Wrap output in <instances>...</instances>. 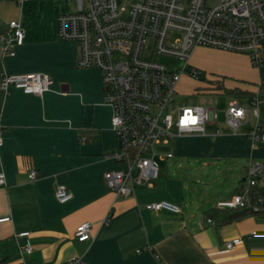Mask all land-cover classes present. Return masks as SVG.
Instances as JSON below:
<instances>
[{
	"label": "crops",
	"instance_id": "crops-1",
	"mask_svg": "<svg viewBox=\"0 0 264 264\" xmlns=\"http://www.w3.org/2000/svg\"><path fill=\"white\" fill-rule=\"evenodd\" d=\"M62 1H0V35L10 20L24 32L12 55L0 49V74L39 72L51 78L41 95L11 86L6 93L0 90V217H8L0 222V264H19L18 245L26 242L31 252L24 264H68L72 257L82 264H155L156 258L161 264H264V223L251 214L227 220L230 211L215 207L236 192L249 162L264 160V143L246 136L255 123L264 131V100L259 117L248 115L235 129L214 110L216 117L204 124L203 134L170 137L166 159L190 162L202 189L186 188L165 171L159 173L157 164L149 185L117 196L103 173L125 165L104 157L118 142L111 109L103 101L101 72L95 66L79 68L78 43L58 37V15L67 12ZM220 53L225 60L211 78L247 92L236 98L230 94V101L246 99L248 108L250 97L264 88V39L257 66L245 54ZM30 170L36 172L34 179L28 178ZM58 184L71 194L64 203L54 198ZM159 200L178 205L179 214L143 207ZM84 221L91 224L90 238L79 242L73 230ZM252 232L258 236L251 238ZM233 238L240 241L224 249Z\"/></svg>",
	"mask_w": 264,
	"mask_h": 264
},
{
	"label": "built area",
	"instance_id": "built-area-1",
	"mask_svg": "<svg viewBox=\"0 0 264 264\" xmlns=\"http://www.w3.org/2000/svg\"><path fill=\"white\" fill-rule=\"evenodd\" d=\"M1 1V0H0ZM16 4L23 0H8ZM74 11L58 15V37L78 43L77 66L97 67L101 72L103 101L111 109L110 125L118 147L104 154L123 163V170L108 169L103 173L107 188L117 196H129L133 189L149 185L157 176L158 160L171 156L157 152L156 146L167 143L166 137L203 134L204 124L216 117L206 106H180L174 95L180 77L200 73L188 63L196 48H213L245 54L253 66L260 63L259 43L264 39V0H74ZM23 29L16 20L7 22L0 35L2 55H12L13 46L20 45ZM155 56L183 61L180 68H170ZM51 78L39 72L0 74V90L19 88L24 93L41 95L47 91ZM264 93L250 97L249 107L228 102L223 111L224 122L235 129L246 117H259L258 105ZM250 142H264V131L255 123L247 132ZM165 137L163 140L160 138ZM243 181L227 200L216 202L218 209H248L257 212L263 196L254 186H261L264 164L249 162L243 171ZM36 172L30 170L28 178ZM0 171V185L3 184ZM54 198L64 203L71 198L64 185L54 188ZM149 211H164L171 215L180 212L178 205L166 200L143 205ZM8 217H0V222ZM105 222V220L103 221ZM213 225L214 220L206 218ZM91 224H77L73 237L79 241L90 238ZM19 232L17 236H26ZM256 232L251 238H256ZM239 238L224 243L232 249ZM31 252L28 242L18 245L19 264ZM68 264H82L72 257ZM155 264H161L157 261Z\"/></svg>",
	"mask_w": 264,
	"mask_h": 264
},
{
	"label": "rangeland",
	"instance_id": "rangeland-1",
	"mask_svg": "<svg viewBox=\"0 0 264 264\" xmlns=\"http://www.w3.org/2000/svg\"><path fill=\"white\" fill-rule=\"evenodd\" d=\"M62 6L66 11H74L75 2L74 0H63ZM201 48L204 50L200 48L194 49L188 59L190 66L195 68L200 73V76L191 77L187 74H183L180 77L177 92L174 95V103L180 106L201 105L210 107L220 115L232 97L230 94L223 92V87L227 88V81L223 79L222 81L212 79L211 74L216 65L219 64V61L225 60V58L222 56L223 54L220 53L221 50L217 51V49L213 48ZM155 57L166 63L170 68H180L183 64V61L175 58L166 56ZM212 66L213 68H211ZM217 82L223 87H217ZM214 86H216L215 89L213 88ZM233 98H236V96H233ZM236 101L243 106L247 104L246 99H236ZM164 138L165 137H162L160 140ZM166 139H168V144L159 147L156 146L155 150L157 152H164L169 149L171 140L170 137H166ZM155 161L158 164L159 173L165 171L169 177L181 180L186 188L187 186H197L200 189L203 188L204 185L202 183L198 184L196 182L197 179H200L198 171H194L193 167L190 166V162L186 161L184 158L173 157L165 161H160L155 157ZM252 162L259 161L255 160ZM259 163L264 164V160ZM261 182L264 184V178Z\"/></svg>",
	"mask_w": 264,
	"mask_h": 264
},
{
	"label": "trees",
	"instance_id": "trees-1",
	"mask_svg": "<svg viewBox=\"0 0 264 264\" xmlns=\"http://www.w3.org/2000/svg\"><path fill=\"white\" fill-rule=\"evenodd\" d=\"M217 87H223L222 85H220V83H216ZM214 86L213 88L215 89ZM223 92L224 93H227V94H231V95H234V96H237V97H240V96H246V94H248L247 92H243V91H240V90H237V89H228V88H225L223 87ZM264 93V88L260 89V94ZM258 192L260 195L263 196V202L262 204L260 205V209L257 211V212H252L248 209H225L227 211H230L227 216H226V219H231V220H234V219H239L241 218L242 216L246 215V214H251V215H254L256 217V219H258L260 222L264 223V188L262 186H254L251 188V192Z\"/></svg>",
	"mask_w": 264,
	"mask_h": 264
},
{
	"label": "water",
	"instance_id": "water-1",
	"mask_svg": "<svg viewBox=\"0 0 264 264\" xmlns=\"http://www.w3.org/2000/svg\"><path fill=\"white\" fill-rule=\"evenodd\" d=\"M241 181H243V179Z\"/></svg>",
	"mask_w": 264,
	"mask_h": 264
}]
</instances>
